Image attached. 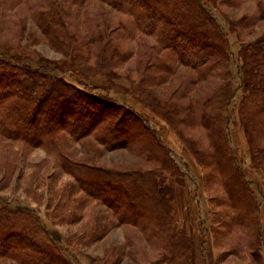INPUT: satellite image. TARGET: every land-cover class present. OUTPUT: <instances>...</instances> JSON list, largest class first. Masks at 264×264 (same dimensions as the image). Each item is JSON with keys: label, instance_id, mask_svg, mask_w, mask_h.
Listing matches in <instances>:
<instances>
[{"label": "trees", "instance_id": "16d2710c", "mask_svg": "<svg viewBox=\"0 0 264 264\" xmlns=\"http://www.w3.org/2000/svg\"><path fill=\"white\" fill-rule=\"evenodd\" d=\"M247 1L0 0V37L7 12L26 10L42 40L61 55L32 70L20 57L25 49L0 40V138L54 156L75 189L104 206L117 226L134 228L157 248L158 263L182 260L193 243L176 226L170 180L183 185L190 179L187 163L164 144L146 115L90 87L97 76L119 79V68L141 49L142 73L130 94L176 133L201 169V183L216 209L211 220L214 238L222 241L217 244L233 255L249 253L257 262L264 253L261 203L233 152L229 129L233 124L243 129L251 167L264 174V31L246 37L264 23V0H252L255 18H226L239 44L236 74L227 33L213 13L222 7L239 10ZM92 2L102 16L107 7L127 18L118 23L121 32L88 13L73 23L71 8L86 12ZM23 22L14 39L25 33ZM83 23L86 29L79 32ZM128 41L135 46L124 50ZM184 72L189 74L182 79ZM177 75L182 81L168 92ZM235 109L238 122L232 120ZM70 140H93L107 152L125 150L143 167L107 169L74 161ZM0 264L72 263L33 211L0 201Z\"/></svg>", "mask_w": 264, "mask_h": 264}, {"label": "rangeland", "instance_id": "374dc122", "mask_svg": "<svg viewBox=\"0 0 264 264\" xmlns=\"http://www.w3.org/2000/svg\"><path fill=\"white\" fill-rule=\"evenodd\" d=\"M75 25L79 22L78 16L84 18L85 13L91 18L101 17L99 5L92 2L84 9L71 8ZM101 18L107 20L110 28L116 34L121 32L119 22L127 21L122 15L112 12L107 7ZM7 12L6 30L1 42L7 45L18 44L25 49L21 59L30 69L36 70L40 65L54 63L61 59V55L53 51L42 40L40 33L29 20L26 10H9ZM213 13L227 33L231 48V70L236 74L239 68L237 35L229 31L226 18L252 19L256 17V5L252 0L247 1L239 10L229 8H214ZM77 17V18H76ZM24 21L26 26L22 38L14 35L19 32L18 21ZM78 20V21H77ZM84 20V19H83ZM100 20V19H99ZM255 30L247 38L257 37L264 31V23L254 27ZM79 32H84L86 24L83 23ZM113 34L112 36L116 35ZM8 40V41H4ZM150 44L151 41L149 42ZM16 46V45H14ZM135 46L130 41L124 47L128 50ZM134 48V47H133ZM139 49V53H141ZM121 66L118 72L119 79L107 82L102 76L91 80L94 90L112 98L115 102L134 109L146 115L151 125L162 136L164 144L175 155L187 163L190 179L183 185L170 180L175 191L174 215L176 226L187 231L192 239V252L182 260H175L171 264H264V253L257 262L249 253L231 254L228 248H222L212 232L214 224L211 214L216 211L210 202V195L201 183L202 171L189 149L165 122L151 113L144 105L139 103L131 94L133 81L141 76V64L144 60L139 53ZM3 60H7L4 56ZM188 72H184L182 79ZM57 77H65L69 82L72 79L55 72ZM180 75L171 85H167L168 92L182 81ZM236 87V79L233 81ZM162 92V89H158ZM236 104V103H235ZM232 120L238 122L237 109ZM230 141L233 152L244 169L248 179L254 184L261 203V227L264 237V174L251 167L250 152L243 129L238 124L230 126ZM70 155L74 161H88L100 167L115 169L142 166L139 161L125 150L113 152L105 151L93 140L75 143L70 140ZM88 158V159H86ZM143 167V166H142ZM107 168V169H109ZM74 180L65 175L54 156L45 150L33 149L22 142L7 141L0 138V201L12 208H27L33 211L40 219L41 225L50 234L58 248L72 264H165L158 263L159 251L143 240L138 232L129 226H117L116 218L104 207L90 200L84 193L75 189Z\"/></svg>", "mask_w": 264, "mask_h": 264}, {"label": "crops", "instance_id": "0c3cea01", "mask_svg": "<svg viewBox=\"0 0 264 264\" xmlns=\"http://www.w3.org/2000/svg\"><path fill=\"white\" fill-rule=\"evenodd\" d=\"M106 168H109V167H106ZM109 169H115V168H109Z\"/></svg>", "mask_w": 264, "mask_h": 264}]
</instances>
